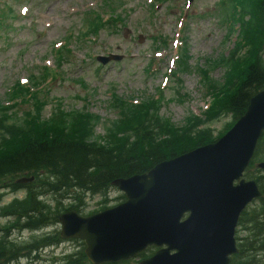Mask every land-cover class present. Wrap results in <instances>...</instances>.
<instances>
[{
  "label": "rangeland",
  "instance_id": "rangeland-1",
  "mask_svg": "<svg viewBox=\"0 0 264 264\" xmlns=\"http://www.w3.org/2000/svg\"><path fill=\"white\" fill-rule=\"evenodd\" d=\"M105 1L0 0V103H10L16 83L29 86L31 76L43 74L44 87L39 89L41 99L47 104L43 118L49 117L58 100L67 111H87L98 116L95 135L101 136L116 119L109 104L115 95L139 101L160 97L159 115L175 127H181L189 116L203 119L215 101V96L206 89L207 82L200 80L204 72L208 79L223 83L226 88L233 75H240L233 73L226 77L228 72L219 62L229 56L238 41V24L230 19L232 6L228 0H110L114 3L113 10H102ZM106 14L109 20H105L104 27L93 26L91 33H87L90 22L100 26L99 19L102 21L101 17ZM57 43L69 51L68 59L57 60ZM108 55L118 58L105 64L98 61L99 57L104 59ZM179 56L186 59V66L177 61ZM151 64L155 65L157 74H149ZM18 105L11 113L21 117L30 106ZM232 121V116L226 114L203 128L210 129L212 137L218 138ZM254 165L249 169L251 174H255L257 164L256 168ZM121 195L116 189L110 190L104 202L99 196L78 193L76 200L60 201L59 214L65 213V209L74 210L70 207L82 199L77 211L81 216H90L122 203ZM24 197L23 190L6 194L0 206ZM42 200L52 208L57 206L49 195ZM257 205L255 201L249 208ZM6 222L0 218V225ZM59 233V223H49L34 231L14 228L11 237L21 246L50 236L60 242L41 249L39 260L21 258L11 264H54L65 255L84 253L83 242L63 240ZM236 234L243 238L247 232L237 227ZM257 258L264 264L263 253ZM143 259L136 257L131 263Z\"/></svg>",
  "mask_w": 264,
  "mask_h": 264
},
{
  "label": "trees",
  "instance_id": "trees-1",
  "mask_svg": "<svg viewBox=\"0 0 264 264\" xmlns=\"http://www.w3.org/2000/svg\"><path fill=\"white\" fill-rule=\"evenodd\" d=\"M228 2L232 6L230 19L238 24V41L229 56L219 62L228 72L226 77L233 73L240 75L232 76L227 92L225 84L208 79L206 72L200 76L202 83L205 80L208 84L207 91L215 96L203 119L189 116L181 127H175L159 115L160 97L139 101L115 95L109 104L116 119L100 136L95 135L100 121L98 116L87 111H67L58 100L49 117H42L47 105L39 90L44 87L43 74L31 76L29 86L16 83L10 103H0V204L9 193L23 190L25 197L0 206V218L7 220L0 225V264L15 263L21 258L39 260L41 249L60 242L50 236L21 246L11 237L14 228L34 231L49 223H58L61 215L58 204L65 199L76 200L74 197L78 193L99 196L107 202L110 190L116 189L111 185L114 180L145 174L164 160L215 142L245 113L250 98L264 89V0ZM112 3L106 0L101 9L113 10ZM108 17L109 14L101 17L104 22L99 19L100 26L90 22L87 33H91L93 26L104 27ZM230 32L233 33V29ZM57 50V60L70 57L67 49L60 47ZM177 61L182 62V67L186 66L184 57L179 56ZM150 68L149 74L158 73L154 64ZM238 79L240 81L235 84ZM21 103L30 108L17 117L11 110ZM226 114L233 118L231 126L226 127L218 138H213V132L203 127ZM259 163H264V133L244 174L245 178L254 179L258 184L261 196L255 201L260 208L259 205L252 209L248 206L240 215L238 227L247 234L243 238L236 234L238 253L231 257L230 264H263L262 259L257 258L264 254V169L256 168ZM253 165L255 174L249 173ZM25 177H33V181L17 183ZM121 194L120 199L124 202L125 196ZM45 195L54 198L57 206L52 208L42 200ZM81 205L82 199H79L70 209L78 213ZM154 250L149 247L138 257L148 258ZM54 264L90 263L80 251L65 255ZM113 264L133 263L129 260Z\"/></svg>",
  "mask_w": 264,
  "mask_h": 264
},
{
  "label": "water",
  "instance_id": "water-1",
  "mask_svg": "<svg viewBox=\"0 0 264 264\" xmlns=\"http://www.w3.org/2000/svg\"><path fill=\"white\" fill-rule=\"evenodd\" d=\"M263 133L264 89L215 142L164 160L145 174L114 180L123 203L90 216L75 210L59 215L60 238L81 240L90 264L128 261L149 247L157 250L138 264H230L238 253L240 215L261 196L257 182L244 174ZM257 168L264 169V163Z\"/></svg>",
  "mask_w": 264,
  "mask_h": 264
},
{
  "label": "bare ground",
  "instance_id": "bare-ground-1",
  "mask_svg": "<svg viewBox=\"0 0 264 264\" xmlns=\"http://www.w3.org/2000/svg\"><path fill=\"white\" fill-rule=\"evenodd\" d=\"M257 259V258H256Z\"/></svg>",
  "mask_w": 264,
  "mask_h": 264
}]
</instances>
